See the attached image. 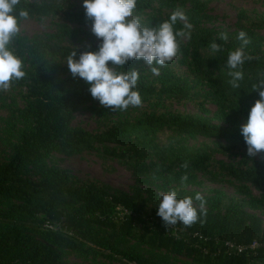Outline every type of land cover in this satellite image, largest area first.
<instances>
[{
    "label": "trees",
    "instance_id": "16d2710c",
    "mask_svg": "<svg viewBox=\"0 0 264 264\" xmlns=\"http://www.w3.org/2000/svg\"><path fill=\"white\" fill-rule=\"evenodd\" d=\"M208 3L137 0L134 15L146 26H157L181 8L193 25L191 38L180 41L176 64L181 68L171 61L154 75L143 58L128 61L124 71L140 72L136 90L142 106L112 111L67 66L73 51L78 59L82 52L97 51L101 43L83 6L68 0H20L12 13L18 27L24 19H50L59 32L56 41L15 34L8 45L22 61L25 75L13 78L9 88L17 90L22 106L9 112L20 128L10 144V159L0 163V264H69L63 252L126 264H264V220L253 212L264 210V150L249 157L240 131L260 98L252 86L264 77V13L238 10L237 28L220 29L209 26ZM21 9L27 18L19 16ZM182 26L178 21L174 30ZM241 30L251 41L245 52L254 59L245 62L240 87L233 88L226 61L229 51L241 44ZM221 32L228 34L226 41L219 38ZM74 34L90 41L82 47L57 42ZM212 42L221 51L213 54ZM186 103L198 114L172 106ZM207 105L214 108L210 116ZM81 108L104 109L111 116L98 111L102 130L87 132L72 126ZM82 152L117 160L142 175L139 182L144 185H150L145 178L152 174L161 192L192 197L198 221L188 228L181 223L166 228L157 215L161 198L154 189L133 186L124 192L81 181L50 161L53 154L69 158ZM218 155L238 160L224 163L215 159ZM185 162L188 167H181ZM211 171L237 183L244 197L228 198L211 190L202 196L201 209L196 193L184 187L197 184L196 174ZM183 175L187 180L181 183ZM249 188L258 192L257 198Z\"/></svg>",
    "mask_w": 264,
    "mask_h": 264
},
{
    "label": "clouds",
    "instance_id": "9594fccd",
    "mask_svg": "<svg viewBox=\"0 0 264 264\" xmlns=\"http://www.w3.org/2000/svg\"><path fill=\"white\" fill-rule=\"evenodd\" d=\"M19 4L20 0H0V91L8 90L13 78L21 79L25 75L22 61L8 47L12 37L19 31L17 17L12 14ZM136 5L137 0H83L85 16L92 21L91 31L101 38V43L95 52H82L76 59L77 52L73 51L67 58L72 75L83 79L89 85L91 96L98 99L101 106L109 107L112 111L142 106L140 93L136 90L140 72L135 69L124 71L123 66L128 61L143 58L150 71L159 75V68L178 55L180 41L191 38L193 25L181 8H176L168 20L152 27L142 25L140 16L134 15ZM27 15L26 10H20V17L27 18ZM178 21L183 26L174 30ZM219 38L226 41L228 34L221 32ZM237 39L241 44L229 51L226 61L230 69L229 83L233 88L240 87L239 82L244 78L241 69L245 62L254 59L245 52L246 46L251 43L246 32L239 31ZM209 48L213 54L221 51V45L216 42H212ZM252 87L258 90L260 98L254 102L247 121L240 127L249 157L264 150V77ZM181 167L187 168V162ZM186 180L187 175H183L181 183ZM160 195L157 215L166 228L178 223L188 228L198 221V210L192 197L178 198L174 190ZM195 200L200 201L202 209L204 201L199 193Z\"/></svg>",
    "mask_w": 264,
    "mask_h": 264
},
{
    "label": "rangeland",
    "instance_id": "374dc122",
    "mask_svg": "<svg viewBox=\"0 0 264 264\" xmlns=\"http://www.w3.org/2000/svg\"><path fill=\"white\" fill-rule=\"evenodd\" d=\"M39 1V0H35ZM76 5L83 6V0H68ZM208 11L212 15L211 24L209 26L220 29H236V13L238 10H244L247 14L252 12L264 13L263 0H209ZM54 20V19H53ZM55 21V20H54ZM58 29L53 26L50 19H24L19 24V31L17 35L24 37L32 36H45L47 39L56 41ZM90 39L84 34H74L65 36L64 38H57V42L61 45L71 47H82L88 43ZM177 57L172 61L176 69L181 68L176 64ZM21 101L17 97V90L8 89L0 93V163H5L10 159V144L13 142L17 130L20 125L11 118L9 112L14 107H21ZM174 109L184 113L198 114L195 107L189 103L186 104H173ZM208 116H210L214 108L210 105L206 106ZM100 115L111 116V112L96 108L90 111L86 108H81L75 113L72 120V126L83 129L84 131L94 133L102 130ZM258 156V154H256ZM217 161L233 164L238 160V156H215ZM53 162L58 167L69 171L76 179L81 181L94 180L104 184L112 189H117L124 192H129L133 186L141 188L150 187L154 189L161 198V191L154 186H159L160 181L152 179V174L147 173L148 177L145 178L150 185H144L139 180L143 178L140 174L133 173L126 166L120 164L117 160L103 159L96 153L82 152L78 156L63 157L58 154H53L51 157ZM30 178H34L30 176ZM196 185H187L184 187L186 191H194L201 196H208L211 190H218L228 198L244 197L238 191V184L227 180L225 175L217 171H211L208 174H196ZM252 197L257 198L258 192L253 188H249ZM254 214L264 220V210L261 208L254 209ZM64 261L69 264H126L119 261L107 260L103 257L93 256H78L71 252L62 253Z\"/></svg>",
    "mask_w": 264,
    "mask_h": 264
},
{
    "label": "built area",
    "instance_id": "2783aa9c",
    "mask_svg": "<svg viewBox=\"0 0 264 264\" xmlns=\"http://www.w3.org/2000/svg\"><path fill=\"white\" fill-rule=\"evenodd\" d=\"M45 227L50 228V226L47 225V224L45 225ZM253 245H254V244H252V246H253ZM227 246H228V247H231V244H227ZM239 250H240V249L238 248V251H239Z\"/></svg>",
    "mask_w": 264,
    "mask_h": 264
}]
</instances>
